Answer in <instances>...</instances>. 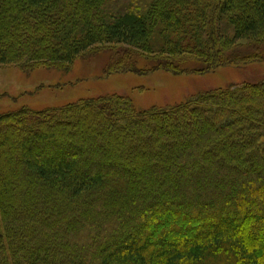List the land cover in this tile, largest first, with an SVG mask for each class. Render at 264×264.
<instances>
[{"label": "trees", "instance_id": "trees-1", "mask_svg": "<svg viewBox=\"0 0 264 264\" xmlns=\"http://www.w3.org/2000/svg\"><path fill=\"white\" fill-rule=\"evenodd\" d=\"M93 51L108 75L262 64L264 0H0V66ZM0 264H264V80L1 114Z\"/></svg>", "mask_w": 264, "mask_h": 264}, {"label": "rangeland", "instance_id": "rangeland-1", "mask_svg": "<svg viewBox=\"0 0 264 264\" xmlns=\"http://www.w3.org/2000/svg\"><path fill=\"white\" fill-rule=\"evenodd\" d=\"M98 51L55 69L44 66L24 71L0 66V115L24 107L40 111L109 95L130 98L138 110L167 108L202 92L264 80V62L245 67L228 66L205 74L174 75L159 70L144 75H108L106 70L112 57L108 51ZM83 232L86 237L93 230L84 229Z\"/></svg>", "mask_w": 264, "mask_h": 264}]
</instances>
